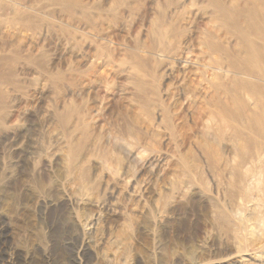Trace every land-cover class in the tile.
Returning <instances> with one entry per match:
<instances>
[{
	"label": "rangeland",
	"instance_id": "1",
	"mask_svg": "<svg viewBox=\"0 0 264 264\" xmlns=\"http://www.w3.org/2000/svg\"><path fill=\"white\" fill-rule=\"evenodd\" d=\"M0 264H264V0H0Z\"/></svg>",
	"mask_w": 264,
	"mask_h": 264
},
{
	"label": "bare ground",
	"instance_id": "2",
	"mask_svg": "<svg viewBox=\"0 0 264 264\" xmlns=\"http://www.w3.org/2000/svg\"><path fill=\"white\" fill-rule=\"evenodd\" d=\"M245 33V32H244ZM256 35V34H255ZM248 36V35H247ZM254 74V73H253ZM239 75V74H238ZM255 75V74H254ZM203 101V100H202ZM206 104V103H205ZM211 115V114H210Z\"/></svg>",
	"mask_w": 264,
	"mask_h": 264
}]
</instances>
